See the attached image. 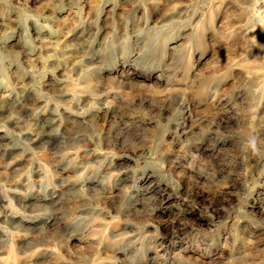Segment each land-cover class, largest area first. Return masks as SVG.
Instances as JSON below:
<instances>
[{"label": "rangeland", "instance_id": "rangeland-1", "mask_svg": "<svg viewBox=\"0 0 264 264\" xmlns=\"http://www.w3.org/2000/svg\"><path fill=\"white\" fill-rule=\"evenodd\" d=\"M0 264H264V0H0Z\"/></svg>", "mask_w": 264, "mask_h": 264}, {"label": "clouds", "instance_id": "clouds-1", "mask_svg": "<svg viewBox=\"0 0 264 264\" xmlns=\"http://www.w3.org/2000/svg\"><path fill=\"white\" fill-rule=\"evenodd\" d=\"M247 147L251 148L253 151H258L256 137L253 136L249 138L247 142Z\"/></svg>", "mask_w": 264, "mask_h": 264}]
</instances>
